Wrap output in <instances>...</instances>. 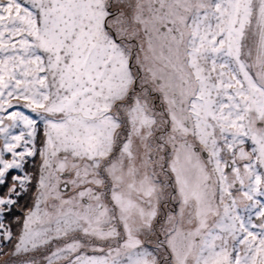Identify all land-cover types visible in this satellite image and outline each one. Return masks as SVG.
<instances>
[{
	"label": "snow or ice",
	"instance_id": "snow-or-ice-1",
	"mask_svg": "<svg viewBox=\"0 0 264 264\" xmlns=\"http://www.w3.org/2000/svg\"><path fill=\"white\" fill-rule=\"evenodd\" d=\"M4 189L0 264H264V0H0Z\"/></svg>",
	"mask_w": 264,
	"mask_h": 264
},
{
	"label": "flooded vegetation",
	"instance_id": "flooded-vegetation-1",
	"mask_svg": "<svg viewBox=\"0 0 264 264\" xmlns=\"http://www.w3.org/2000/svg\"><path fill=\"white\" fill-rule=\"evenodd\" d=\"M43 139V134H42V131L40 132V134L38 135V138H37V145L38 147L40 146V143ZM39 155L37 154V156L34 158V161L33 160H30L29 163L25 166L26 167V171H29V172H33V173H36L38 171V165H39ZM35 165V167H34ZM9 181H11V175H9ZM24 201L22 200L21 203H23Z\"/></svg>",
	"mask_w": 264,
	"mask_h": 264
},
{
	"label": "trees",
	"instance_id": "trees-1",
	"mask_svg": "<svg viewBox=\"0 0 264 264\" xmlns=\"http://www.w3.org/2000/svg\"><path fill=\"white\" fill-rule=\"evenodd\" d=\"M4 190H6V189H4ZM4 190H1V191H4Z\"/></svg>",
	"mask_w": 264,
	"mask_h": 264
},
{
	"label": "rangeland",
	"instance_id": "rangeland-1",
	"mask_svg": "<svg viewBox=\"0 0 264 264\" xmlns=\"http://www.w3.org/2000/svg\"><path fill=\"white\" fill-rule=\"evenodd\" d=\"M1 191V190H0ZM4 191H6V190H4Z\"/></svg>",
	"mask_w": 264,
	"mask_h": 264
}]
</instances>
